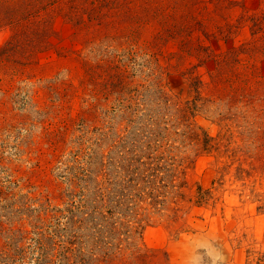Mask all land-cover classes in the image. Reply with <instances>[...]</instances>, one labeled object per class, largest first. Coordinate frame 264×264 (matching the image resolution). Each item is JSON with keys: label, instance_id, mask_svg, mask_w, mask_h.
<instances>
[{"label": "rangeland", "instance_id": "1", "mask_svg": "<svg viewBox=\"0 0 264 264\" xmlns=\"http://www.w3.org/2000/svg\"><path fill=\"white\" fill-rule=\"evenodd\" d=\"M54 2L0 0V264H264V0H57L15 45Z\"/></svg>", "mask_w": 264, "mask_h": 264}, {"label": "trees", "instance_id": "2", "mask_svg": "<svg viewBox=\"0 0 264 264\" xmlns=\"http://www.w3.org/2000/svg\"><path fill=\"white\" fill-rule=\"evenodd\" d=\"M55 2L49 5H44L42 7H40L39 9H34L35 4L32 6L31 4H27L25 5V7H23V9H18V11H21L22 13H25V16L19 18L17 20V32L16 35L14 36V39H16V43L15 45H20V39L24 36L26 33L28 32H33V33H41L42 34H46V22H37L34 20V17H39L41 15L42 11L48 10L51 7L54 6V4H56L57 0H54ZM59 1V0H58ZM112 1L114 3L111 11L113 15H121V11L122 9H126L124 7H126L128 5V1L129 0H68V2L71 3V7H70V11L71 14H67L68 17L70 19H74L77 23H82L84 22L85 18H87L88 20H99L101 21L99 18L103 17V13H104V7L109 5L107 4V2ZM137 6V9H142L143 6H145L147 3H144L145 0H134ZM129 4H132V2H130ZM60 11L59 9H55V10H49L48 13L51 14H55V12ZM65 13V12H64ZM70 15V16H69ZM116 15V17H117ZM25 17V18H24ZM42 28L41 31L39 28ZM20 43V44H19Z\"/></svg>", "mask_w": 264, "mask_h": 264}]
</instances>
